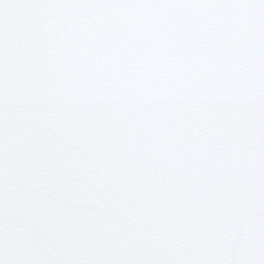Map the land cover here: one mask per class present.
Listing matches in <instances>:
<instances>
[{
	"label": "snow or ice",
	"instance_id": "snow-or-ice-1",
	"mask_svg": "<svg viewBox=\"0 0 264 264\" xmlns=\"http://www.w3.org/2000/svg\"><path fill=\"white\" fill-rule=\"evenodd\" d=\"M0 264H264V0H0Z\"/></svg>",
	"mask_w": 264,
	"mask_h": 264
}]
</instances>
